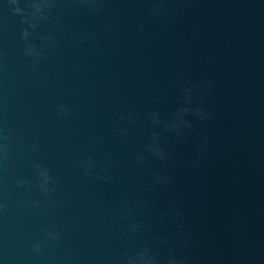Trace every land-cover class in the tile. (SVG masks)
Here are the masks:
<instances>
[{"label": "water", "instance_id": "water-1", "mask_svg": "<svg viewBox=\"0 0 264 264\" xmlns=\"http://www.w3.org/2000/svg\"><path fill=\"white\" fill-rule=\"evenodd\" d=\"M58 7L70 9L59 48L46 50L33 70L20 18L0 0V132L11 140L0 156V264H112L129 245L118 227L124 198L146 225L138 242L151 239L161 256L168 249L156 236L191 232L202 246L179 251L193 264H264V0H184L166 24L148 16L149 0H105L99 14ZM51 19L30 37L38 47ZM84 33L90 39L81 43ZM204 77L213 85L204 103L216 120L194 121L196 132L180 140L162 133L172 182L156 186L160 163L133 162L151 135L148 114L156 108L167 117L182 99L180 85ZM61 104L70 109L64 118ZM129 109L138 124L118 121ZM124 127L128 137L116 131ZM200 132L211 139L196 169ZM81 155L110 162L111 183L86 175L74 163ZM33 161L56 180L47 197L36 187ZM17 179L32 187H18ZM148 202L152 208L140 207ZM173 208L184 213L179 224L161 215ZM46 229L60 241L37 254L33 243Z\"/></svg>", "mask_w": 264, "mask_h": 264}, {"label": "clouds", "instance_id": "clouds-1", "mask_svg": "<svg viewBox=\"0 0 264 264\" xmlns=\"http://www.w3.org/2000/svg\"><path fill=\"white\" fill-rule=\"evenodd\" d=\"M105 0H6L11 13L20 18V38L23 42V54L25 57L32 58L31 67L36 70L41 60L46 59V50L56 51L59 48L57 43L58 36L64 31L63 18L69 14L70 9L65 7L61 12L58 7L63 3L66 5L76 4L84 9H88L94 13H101ZM151 7L148 9V16L157 18L161 24H166L172 11L173 5L183 3L184 0H149ZM53 12L56 13L55 18L51 19ZM51 19L48 25V33L41 37L43 47L34 44L30 37L37 26L44 21ZM26 25V27H25ZM138 31L143 33L144 26H138ZM90 39L89 34L84 33L80 36L79 42L83 43ZM212 82L207 78H202L196 84H181L179 88L182 99L180 100L174 111L170 112L167 117L162 116L161 112L153 108L148 114V121L152 129L148 142L144 145L142 151L137 152L133 157L136 166H143L146 161L151 158L160 163V168L152 173V183L156 186H166L172 182L165 162L171 157L168 150L166 137L162 135L170 134L172 140H180L188 137L191 133L196 132L194 121L202 124L210 123L216 120V114L212 107L206 106L205 97L212 91ZM159 103V100L156 101ZM58 117L64 118L70 114V109L65 105H58ZM119 122H129L133 125L139 123V118L135 115L134 109H129L126 113L120 115ZM157 129L159 131H157ZM116 131L122 137L129 136L128 128H118ZM0 139L6 143H0V156L7 157L10 152L11 140L0 132ZM210 136L206 132H200L196 142V159L193 167L200 169L204 167V158L207 156L210 145ZM32 150H38L36 144L32 145ZM81 166L86 175L94 176L95 179L104 183H111L112 172L110 162L97 163L92 155L78 156L74 162ZM33 170L38 177L36 187L41 193L47 197L54 191L56 184L55 178L50 174L49 170L41 163L33 161ZM18 187L31 188V181L27 179H17L15 181ZM130 201L127 198L119 201V207L122 210L118 216V227L126 233L129 245L122 249L120 255L112 261V264H193L191 258L179 251L180 249H189L193 247H201L202 242L193 238L191 232L179 235L173 240L165 235H158L155 241L167 247L165 256H161L160 252L153 246L151 239H144L142 243L138 242L143 229L146 225L140 219L135 218L132 209L129 207ZM33 207H39V201L32 202ZM5 207L0 203V209ZM143 209L153 207L152 202L140 205ZM140 215H143L141 212ZM162 216H170L171 219L179 224L184 213L179 208H173L169 213H162ZM60 233L53 229H46L44 238L33 243L35 253L42 251V246L51 247L60 241Z\"/></svg>", "mask_w": 264, "mask_h": 264}]
</instances>
